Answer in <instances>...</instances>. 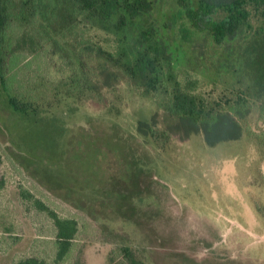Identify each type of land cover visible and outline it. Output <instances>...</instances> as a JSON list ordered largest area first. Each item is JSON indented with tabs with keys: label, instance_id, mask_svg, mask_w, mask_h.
I'll use <instances>...</instances> for the list:
<instances>
[{
	"label": "rangeland",
	"instance_id": "1",
	"mask_svg": "<svg viewBox=\"0 0 264 264\" xmlns=\"http://www.w3.org/2000/svg\"><path fill=\"white\" fill-rule=\"evenodd\" d=\"M180 8V0H158L154 15L178 66L200 78L203 91L221 89L232 74L253 75L250 37L240 34L224 46L206 33L186 41ZM252 21L258 27L257 17ZM73 104L60 109L62 130L50 122L35 128L0 90V264L29 257L55 264L58 229L36 200L79 221L73 255L59 264H111L121 234L150 264H264L258 114L239 140L210 146L195 134L161 146L137 131L139 120L156 112L155 100L125 82L101 101Z\"/></svg>",
	"mask_w": 264,
	"mask_h": 264
},
{
	"label": "trees",
	"instance_id": "2",
	"mask_svg": "<svg viewBox=\"0 0 264 264\" xmlns=\"http://www.w3.org/2000/svg\"><path fill=\"white\" fill-rule=\"evenodd\" d=\"M180 1L186 41L196 33L209 34L218 46L240 34L250 37L251 77L232 74L221 89L203 91L202 80L179 67L164 44L154 15L158 0H0V90L11 109L35 128L50 122L62 130L64 105L101 101L125 82L156 102L154 115L138 122L144 138L161 146L175 136L187 140L195 134H203L210 146L239 140L253 114L264 121V0ZM255 136L264 144V131ZM131 196L134 209L138 201ZM36 204L58 229L55 264L66 261L73 255L79 221L41 200ZM110 261L150 264L127 234L115 242ZM18 264L53 263L29 257Z\"/></svg>",
	"mask_w": 264,
	"mask_h": 264
}]
</instances>
